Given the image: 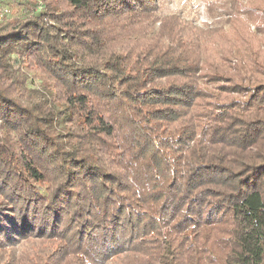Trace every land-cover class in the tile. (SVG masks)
<instances>
[{"label": "trees", "instance_id": "obj_1", "mask_svg": "<svg viewBox=\"0 0 264 264\" xmlns=\"http://www.w3.org/2000/svg\"><path fill=\"white\" fill-rule=\"evenodd\" d=\"M158 1L22 0L0 27L3 264H264V0L224 2L253 28L215 52Z\"/></svg>", "mask_w": 264, "mask_h": 264}, {"label": "rangeland", "instance_id": "obj_2", "mask_svg": "<svg viewBox=\"0 0 264 264\" xmlns=\"http://www.w3.org/2000/svg\"><path fill=\"white\" fill-rule=\"evenodd\" d=\"M22 0H0V27L6 25L10 22H14L22 17V15L26 12L25 4L21 2ZM161 0L158 1L161 4L163 12L170 13L180 12L185 17L186 23V31L188 29L194 28L195 32L199 30V37L201 41L198 44L192 46L193 48L200 50L204 45L208 46L210 50L219 51L220 49H225L231 45V39H236L238 37L237 33L240 29L250 30L253 28L250 27V22L241 21L238 22L236 28H233L230 22L225 21L227 16L223 15L225 11V7L227 5L224 4L227 0ZM22 3V4H19ZM23 8V9H22ZM36 8V10H38ZM172 13V12H171ZM250 24V25H249ZM206 31L205 33L202 31ZM189 33V32H188ZM198 39V38H197ZM264 49V47H263ZM204 54L208 53L205 50H201ZM264 51V50H263ZM264 53V52H263ZM10 63L13 64L14 70L16 69L17 74L20 76H24L25 87L37 90L42 94H45V82H42V78L39 74L29 71L23 67V63H19V58L16 55L10 56ZM264 58V54L262 58ZM230 58H226V61H230ZM233 66V64H231ZM230 74H234V70L229 71ZM44 86V88H43ZM232 98V96H231ZM30 241L23 242V246L20 250L16 251V254L21 255L23 251H27L29 249H33L34 251H40L46 247L47 244L43 245H33L29 243ZM21 245H18L20 247ZM1 254L4 255L2 252ZM8 256V253H6ZM6 255L0 256V264L7 263Z\"/></svg>", "mask_w": 264, "mask_h": 264}]
</instances>
